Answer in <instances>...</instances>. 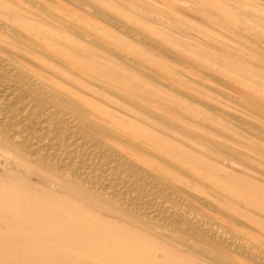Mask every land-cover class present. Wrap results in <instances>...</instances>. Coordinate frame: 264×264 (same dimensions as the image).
Listing matches in <instances>:
<instances>
[{
  "label": "rangeland",
  "instance_id": "rangeland-1",
  "mask_svg": "<svg viewBox=\"0 0 264 264\" xmlns=\"http://www.w3.org/2000/svg\"><path fill=\"white\" fill-rule=\"evenodd\" d=\"M35 1L56 14H63L56 3L66 7L80 17V25L85 32L94 34L148 69L147 78L120 61L103 57L93 60L88 51L72 49L70 52L76 61L92 77L110 86L126 88L163 113L173 115L256 158L247 156L250 162L246 160L238 165L229 157L216 154L217 150L209 144L184 147L176 134L168 138L158 137L153 127L145 129L140 122L127 117L123 120L121 113L104 107L127 122L122 123L126 128L134 131L143 128L151 141L159 139L156 149L166 151L168 154L161 153L164 156L178 159L181 163L176 164L181 170L197 177L195 180H200L202 187L189 186L188 180L172 175L174 180L189 188L202 201H208L209 205L231 216L232 220H223L224 217L213 214L219 223H231L235 234L253 246V254H261L257 256L258 263L238 256L229 258L237 264H260L259 260L264 258V136L259 135L261 130L264 132V0ZM23 3L21 0L20 4ZM77 6L80 8L76 9ZM46 36L61 42L52 35ZM153 43L159 49L153 48ZM68 45L72 47L71 43ZM61 46L60 43L54 44L55 48L68 51ZM149 70L161 75L162 79H152ZM168 82L182 92L192 94L198 101L190 102L171 91ZM229 94L238 96L239 101L225 99ZM85 97L93 101L91 97ZM201 101L210 102L213 112L201 106ZM97 106L103 108L104 105ZM254 107L263 113L253 112ZM251 161L255 164L253 169ZM44 180L23 160L7 155L0 148V264H213L159 239L151 232L131 231L127 226H124L125 231L115 232L118 234L114 236L133 241L126 249L132 255L130 261L123 259L122 262L111 263L103 258L109 254L105 249L65 242L69 237L67 232L39 226L40 221L33 216L36 208L40 207V211L46 207L79 206L83 211L84 216H80L83 222L91 220L90 212L96 208L87 207L85 198L61 196L55 183ZM97 221L111 225L121 222L105 216L97 217Z\"/></svg>",
  "mask_w": 264,
  "mask_h": 264
},
{
  "label": "bare ground",
  "instance_id": "bare-ground-1",
  "mask_svg": "<svg viewBox=\"0 0 264 264\" xmlns=\"http://www.w3.org/2000/svg\"><path fill=\"white\" fill-rule=\"evenodd\" d=\"M20 1L0 0V148L27 163L45 182L55 183L61 196L85 198L87 207L96 208L90 212L91 220L83 222L79 206L46 207L40 211L38 207L33 216L40 221L39 226L67 232L69 237L65 242L73 241L75 246L89 244L91 249L96 246L105 249L109 254L103 258L111 263L131 260L132 255L126 249L133 241L114 236L118 234L115 232L125 231L126 226L131 231L151 232L213 264H237L229 256L256 262L261 254H253V246L235 234L231 223L221 224L213 214L224 217L223 220H232V217L177 183L172 175L188 180L189 186L202 187L197 177L181 170L176 164L181 163L178 159L162 155L168 153L156 149L159 139L151 141L143 128L153 127L158 137L176 134L187 148L199 143L209 144L217 150L216 154L229 157L238 165L246 160L250 162L247 157L250 154L163 113L126 88L110 86L92 77L76 61L72 49L88 51L93 60L103 57L120 61L144 77L148 69L94 34L85 32L80 17L59 3H56L57 8L63 14H56L35 0H22L24 5ZM46 35L59 38L61 42ZM58 43L68 51L55 48L54 44ZM153 46L158 48L155 43ZM149 75L152 79H162L150 70ZM169 88L190 102L198 101L176 86L170 84ZM225 99L239 101L233 94L226 95ZM199 104L211 110L210 102ZM104 107L121 113L123 120L127 117L140 122L143 128L137 131L126 128L122 123L127 122ZM254 108L253 112L258 113V108ZM259 135L264 136V132L261 130ZM250 165L255 164L251 161ZM46 187L49 186L46 184ZM99 216L121 222L117 225L96 222ZM94 255L100 257L98 253ZM259 263L264 264V258Z\"/></svg>",
  "mask_w": 264,
  "mask_h": 264
}]
</instances>
